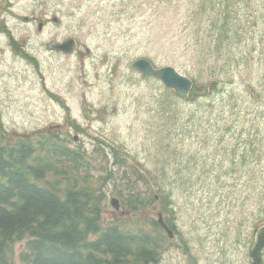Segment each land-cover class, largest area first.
<instances>
[{
  "label": "rangeland",
  "instance_id": "obj_1",
  "mask_svg": "<svg viewBox=\"0 0 264 264\" xmlns=\"http://www.w3.org/2000/svg\"><path fill=\"white\" fill-rule=\"evenodd\" d=\"M30 1L15 10L20 17L36 9L63 24L33 36L32 24L2 12L39 63L12 68L10 54L0 55V139L37 143L49 133L48 145L55 133L82 146L96 178L113 172L107 222L138 218L125 212L124 196L146 201L145 223L164 213L156 194L172 200L179 234L166 232L155 264H188V255L191 264H264V245L259 260L253 255L264 230V0ZM69 38L90 50L82 60L53 49ZM141 58L217 88L186 100L135 70ZM21 251L17 243L10 260L30 264Z\"/></svg>",
  "mask_w": 264,
  "mask_h": 264
},
{
  "label": "trees",
  "instance_id": "obj_2",
  "mask_svg": "<svg viewBox=\"0 0 264 264\" xmlns=\"http://www.w3.org/2000/svg\"><path fill=\"white\" fill-rule=\"evenodd\" d=\"M47 135H41L43 139H36L37 143L23 137L0 142V264H14L10 260L13 247L22 241H26L27 251L21 259L30 264L156 262L169 237L156 219L143 222L141 209L146 201L135 195L127 198L129 212L138 214L136 225L126 221L104 224L105 183L112 170L96 178L93 173L98 169L94 164L92 170L93 160L81 153L84 148L67 147L55 133L54 144L46 145ZM156 171H161L165 180L166 171ZM149 174L154 177L155 171ZM157 186L160 191L162 187ZM158 195L164 203L166 221L178 235L172 200ZM92 235L98 238L91 241ZM256 243L258 249L253 255L259 260L264 230Z\"/></svg>",
  "mask_w": 264,
  "mask_h": 264
},
{
  "label": "flooded vegetation",
  "instance_id": "obj_3",
  "mask_svg": "<svg viewBox=\"0 0 264 264\" xmlns=\"http://www.w3.org/2000/svg\"><path fill=\"white\" fill-rule=\"evenodd\" d=\"M27 3H31L30 0H0V37L3 36L4 37V42H6L9 45H4V47L6 48L5 51H0V55H2L3 57H5V55L7 53L10 54L11 56V66L12 68H14V63H16L17 61L20 60H26L27 62L31 63L30 61L32 60L34 63H39L35 57L31 54V53H26L23 54L22 48L23 45L22 43L24 42V37H22L21 39L16 38V34L14 32V25L12 28H9L7 25V22L5 20H3V15L2 12L7 13L9 11L10 16L13 19H16L18 21H21V24L23 25H27V24H32V34L34 36V32L39 35V32H42L45 30V28L49 25L52 24L51 22L54 21V25L57 26V24H60L62 26V21L60 22L59 19L56 18V15L53 13H49L50 17L49 18H45L44 16H40L37 14V10L33 9L31 11V13L23 15L22 17H20L15 10H18L20 8H23V6ZM44 3H47L44 2ZM40 4L43 3H35V6L38 7ZM36 24L39 25V31L38 28L36 29ZM72 38H69L67 40H64L62 42H57L55 45V47H53L54 50H56V52L58 53H65V54H72L74 51H76L74 54L69 55V56H75V58H78V60H82L83 59V55L82 52L84 49H86L88 52H90V50L88 48H85L83 45H79L78 48L76 47L75 41H73V45L72 46H67L63 49V51L59 50L57 48L58 44H66V43H70ZM49 42H51V38L49 37ZM65 42V43H64ZM62 44V45H63ZM40 46L44 45V42H40L39 43ZM72 48V52H70ZM54 52L53 54H58ZM52 54V58H55V56ZM5 84V83H4Z\"/></svg>",
  "mask_w": 264,
  "mask_h": 264
},
{
  "label": "water",
  "instance_id": "obj_4",
  "mask_svg": "<svg viewBox=\"0 0 264 264\" xmlns=\"http://www.w3.org/2000/svg\"><path fill=\"white\" fill-rule=\"evenodd\" d=\"M69 45L72 46L73 41H71L70 43L63 44V45H58L57 48L64 49L65 47ZM70 52H72V48ZM133 67L139 72H141L143 76L154 75L155 77L160 79L166 87L172 90L174 89L176 94L181 98L195 97L198 95H206L210 90L212 91L215 88L214 86H211V88H208L206 86H201L198 89V93H191L193 90L194 82L190 78L181 74L172 66H163L161 68H156L152 64V62L148 59H139L135 61L133 63ZM77 139L78 138L76 137L75 140ZM116 202L118 201L115 200L114 203ZM160 223L163 224L167 228V226L164 224L162 215H160ZM168 231H169L170 236L174 237L173 231L169 229Z\"/></svg>",
  "mask_w": 264,
  "mask_h": 264
},
{
  "label": "bare ground",
  "instance_id": "obj_5",
  "mask_svg": "<svg viewBox=\"0 0 264 264\" xmlns=\"http://www.w3.org/2000/svg\"><path fill=\"white\" fill-rule=\"evenodd\" d=\"M19 138H20V137H19ZM81 147H82V146H79V148H77V149H81ZM218 254H219V253H218Z\"/></svg>",
  "mask_w": 264,
  "mask_h": 264
}]
</instances>
